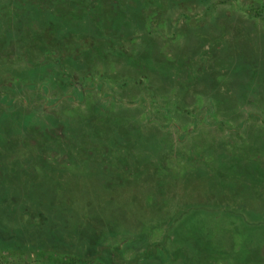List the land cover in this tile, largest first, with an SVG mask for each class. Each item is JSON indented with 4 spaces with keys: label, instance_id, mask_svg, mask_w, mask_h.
Masks as SVG:
<instances>
[{
    "label": "rangeland",
    "instance_id": "1",
    "mask_svg": "<svg viewBox=\"0 0 264 264\" xmlns=\"http://www.w3.org/2000/svg\"><path fill=\"white\" fill-rule=\"evenodd\" d=\"M81 240L264 264V0H0V249Z\"/></svg>",
    "mask_w": 264,
    "mask_h": 264
},
{
    "label": "trees",
    "instance_id": "2",
    "mask_svg": "<svg viewBox=\"0 0 264 264\" xmlns=\"http://www.w3.org/2000/svg\"><path fill=\"white\" fill-rule=\"evenodd\" d=\"M10 237H12V239L17 238V235L14 236L12 234ZM72 238L77 240L75 235H73ZM84 241H79L80 244L77 241H73L69 246L49 243L51 246L50 248H38V246L31 248L27 247L26 244L20 246L14 244L15 246L6 247V253L3 252V249H0V253H2V256H0V263H5L4 259H6V264H28V260L25 261L23 257H28L33 254L38 257V261L36 260V262H40L41 264H116L102 259L99 255L93 257L86 256L82 252V249L86 248ZM38 242H41V240Z\"/></svg>",
    "mask_w": 264,
    "mask_h": 264
}]
</instances>
